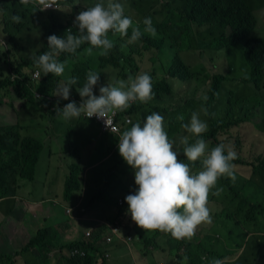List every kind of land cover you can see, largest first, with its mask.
I'll return each mask as SVG.
<instances>
[{
  "label": "trees",
  "instance_id": "trees-1",
  "mask_svg": "<svg viewBox=\"0 0 264 264\" xmlns=\"http://www.w3.org/2000/svg\"><path fill=\"white\" fill-rule=\"evenodd\" d=\"M7 1H1L0 9H6L5 4ZM47 1H54L60 7L67 8L58 11H47L43 10L44 4H41L39 0H32L27 5L16 1V3H11L9 12L3 15V18L0 17V37H2V41L5 43V47L0 49V90L14 91L18 98L23 101L22 108L25 110V113L30 118L37 120L45 116L57 117L54 111L57 101H59V106L63 108L65 104L75 100V98H72L75 97V94L71 93L69 100L58 99L50 101L53 100L52 94L58 83L53 74L50 73L44 76L43 72L35 67L32 57L34 55L39 56L50 50L47 40L50 35L65 38L68 29L72 30V34L79 35V29L74 23L76 15L80 11L101 2V0ZM118 1L116 0V2ZM125 1L132 6H135L136 3L140 6H144L145 4V0ZM103 2L105 5L107 4V0H103ZM169 8H174V11L170 13ZM263 8L264 0H157V12L153 14L145 12L141 16L143 19H139V23L145 26L143 20L146 17L151 18L152 25L156 29L157 38L153 39L141 36L138 40L130 42L132 32L128 31L127 36H122V38H128V40L123 41L118 38L114 39L113 37L118 33L109 31L108 38L114 42V47L107 56L97 55L99 49H93L91 55L86 54L85 49L91 47V45L85 43L77 49L75 54L60 53L56 59L60 62L67 61L65 71H69V78H78L77 85H72L71 88L74 92H77L76 89L83 86L86 75L90 70L100 74L99 84L94 89L106 86L107 79L111 78L114 74L126 79L131 73L140 72L139 65L135 64L133 57L134 53L140 49L138 46L140 44H144L142 48L146 50L151 48L161 50L167 46L173 49L172 44H174L176 47L175 54L173 59L171 58L170 63H168V66H165V78L162 79L160 75L159 78L162 79L160 81V79H156L157 75L155 72H153L152 76L150 75L152 78V90L165 94L173 92L176 84L190 83L194 79L190 67L180 56L182 52L181 45L183 43L188 45L189 48L190 45H192V48H200L199 50L203 54H206L209 49H213L215 54L226 52L229 55L231 49L238 48L243 56L249 57L248 65L252 72L247 83L254 85L255 90L253 92L257 96L259 95L258 90L264 86V38L255 36L253 33L259 23L255 11ZM14 15L21 17L20 23L12 21L11 17ZM129 16L136 19L139 17L132 14ZM34 27H41L44 32L42 47L36 50L31 48L32 39L29 35ZM199 34H203L204 41L198 39ZM187 39L189 42H187ZM210 58L211 60L214 59ZM36 70L39 71V77L38 81L34 82L33 74ZM208 79V82L211 83L210 90L208 95L205 96L207 99L199 97L200 103H204L205 101L207 104H210L211 101L219 97L226 83L224 75L215 74ZM259 103L255 101L251 105L250 110H245L243 107L240 108L239 112L242 114H240L236 124L229 123L228 119L214 120L212 122V130L205 134L206 139L219 141L218 136L220 133H227L232 127L238 126L245 121H250L251 118L256 116V111L260 107ZM131 107H134V105ZM126 111L128 109L119 111L117 122L120 124L126 123V118L124 117ZM230 111H228V114H230ZM132 113L130 111L126 114L128 116ZM82 117L85 121L98 125L101 129L100 124L94 119ZM72 121L73 119L66 120L63 126L72 127L74 125ZM21 129L19 123L16 125L0 126V201L15 196L22 180L34 181L44 149V145L37 139L22 136ZM121 130L123 129L121 128ZM105 134L115 136L117 140L119 138L118 135L110 132H106ZM236 154L237 158L232 163H236L237 165L244 164L250 167L252 175L250 182L254 185L253 197L249 199L246 196H242L236 202V207L251 205L252 222H256L255 213L264 214V204L257 202L258 196L255 192V187H259L261 181L264 180L263 153L256 158V163L254 162L255 160L245 162V158L244 160L241 159L244 157L242 153ZM181 157H185L183 152L181 153ZM71 170L74 176V173L78 170V166H73ZM217 182L216 189H224L222 184H227L229 191L236 189V185L233 188L231 179L227 176L219 178ZM75 187L73 178H69L66 188L67 197L72 195L71 190ZM239 195V193H236L234 200L237 201ZM218 219L219 215L215 212L212 217L213 223L218 224ZM258 233H253L249 244V248L256 259H245V263L259 264L258 258L260 257V252H263L264 247V235H259ZM54 234L55 232L50 227L40 229L31 238L23 251L30 249L37 251L41 256L35 263H45L50 259L49 254L53 251L54 247H57L52 244V239L55 242L57 241ZM257 239H261V242H258ZM192 244L193 242L186 245V240L184 239L183 246L188 253L187 263L197 264L194 260V253L200 250L201 247L198 246L194 250L192 249ZM178 247H180V243H178ZM75 248L86 250L88 252L87 257H71L69 252ZM59 251L62 253L66 251L65 259L69 264H96L94 257L91 255L95 251L94 242L92 241L76 244H60ZM228 256V253L221 250H216L214 253V257L219 259ZM262 264L264 263L262 262Z\"/></svg>",
  "mask_w": 264,
  "mask_h": 264
},
{
  "label": "crops",
  "instance_id": "crops-1",
  "mask_svg": "<svg viewBox=\"0 0 264 264\" xmlns=\"http://www.w3.org/2000/svg\"><path fill=\"white\" fill-rule=\"evenodd\" d=\"M255 12L264 15V8ZM261 29L264 30V28ZM152 74L154 73L149 75L152 76ZM69 75V71H64L62 76H55V80L58 84L65 82L69 79ZM132 76L135 77L136 74ZM164 78L165 75L162 79ZM118 80L126 81L127 78L114 74L107 79L106 83L108 84L109 81L114 83ZM260 90L261 88L258 93ZM71 93L75 94V97H72L75 100L80 98L78 92L71 89ZM94 94L99 96V89H94ZM52 99L50 101L61 98L53 95ZM185 101V93L179 96L174 91L164 94L153 90V98L149 102H133L131 106L134 105V107L130 106L124 113V117L130 118L131 122L130 124L121 123L122 131L130 129L137 122L143 123L146 116L152 113L146 112L145 106L157 102L164 106L162 110L156 108L155 112L164 117V127L169 139L173 141V128L179 127L182 133H178L176 140H180L184 136L182 125L185 124L187 110L183 107ZM259 109L262 110V107L260 106ZM259 109L250 121L240 124H264V115H258ZM130 111L133 113L127 116L126 113ZM181 114L184 116L183 121L177 119V116ZM82 116L73 118L74 125L67 132L58 134L51 132L50 135L46 134L43 141L39 140L44 145L46 166L43 173L45 175L36 188L28 192V195L36 191L41 196L40 201H28L25 195L21 194L26 180L20 182L15 196L0 201V264H36V260L41 255L37 251L34 253L33 249L25 251L23 249L36 232L44 227H50L57 232V241L52 239V244L57 247H54L49 254L50 259L43 264H67L66 251L60 252L59 245L88 241L94 242L95 251L91 255L96 264H188V253L183 246L184 239L177 240L169 233L160 231H144L131 219L130 214H126L128 205L125 197L137 188L134 170L119 154L116 137L105 134L98 125L85 121ZM255 118L257 121H254ZM239 126L232 128L238 129ZM60 140L63 142L62 147ZM230 142L211 140L208 150L220 143L229 144ZM55 146L59 152H56ZM226 148L229 147L226 146ZM181 150L182 153L183 149ZM181 153L178 154V158L189 164L193 173L201 170L200 160L188 161L185 157H181ZM242 154L247 157L248 153L242 152ZM39 166L40 162L34 181L29 182H36ZM73 166H78L74 176L71 170ZM69 178H73V184L76 187L71 190L72 195L67 197L66 188ZM239 185L244 187L245 183ZM215 191L216 187L212 189L213 193ZM226 192L233 191L223 190L221 194ZM238 193L241 195V192ZM219 196L210 193L208 202L211 219L216 212L219 215L217 220L219 223L214 224L212 220L210 224H201L191 239L185 238L186 245L193 242L192 249L201 247L194 253L197 264H211L214 259H219L214 257L216 250L229 254L228 257L220 259L224 264H250L245 263L244 260L256 259L249 248L253 235L249 228L252 222L251 205L236 207L235 197L229 199L227 203H222L218 200ZM60 198L62 201L59 200ZM50 200H54L55 209L47 205ZM58 204L62 205L65 213L61 214ZM5 205L6 209L3 208ZM14 210L17 211L18 217L12 218ZM225 212L227 216L223 218L222 215ZM27 214H30V218ZM240 214L243 218L238 221V224L244 226L237 235L238 240L223 239L221 230L227 228L229 216ZM114 226L119 228V233L113 232ZM23 234L27 237L26 241ZM258 234L264 235V232L260 231ZM12 237L20 238L19 242L11 243ZM107 238H111V241L107 242ZM257 241L261 242V239ZM105 254H108V258L104 257ZM155 256L157 258L152 260L151 257ZM185 257L187 260L184 259ZM258 259L259 264L264 263V247Z\"/></svg>",
  "mask_w": 264,
  "mask_h": 264
},
{
  "label": "clouds",
  "instance_id": "clouds-1",
  "mask_svg": "<svg viewBox=\"0 0 264 264\" xmlns=\"http://www.w3.org/2000/svg\"><path fill=\"white\" fill-rule=\"evenodd\" d=\"M27 5L32 0H20ZM44 4L43 10L50 11L49 7L55 4L58 11L63 9L54 1L39 0ZM53 3V4H52ZM14 23H20L21 17L12 16ZM75 26L79 35L72 34L68 29L66 37L50 35L48 40L49 51L33 56V62L44 76L53 74L62 76L67 61L60 62L56 57L60 53L75 54L82 44L88 43L91 47L85 49L91 55L93 49H99L97 55L107 56L114 47V42L108 38L109 31L127 36L132 28L130 42L138 40L142 32L138 26L133 27V20L125 15L124 7L116 0H101L94 6L80 11L75 17ZM144 32L156 35L150 17L143 20ZM35 73V72H34ZM39 75V72L37 73ZM37 82L38 80H34ZM100 74L88 71L82 87L76 90L80 99L72 100L63 108L59 101L55 106V114L63 120H71L86 115L87 118L96 117L104 121L105 126L115 132L109 114L115 111L127 110L133 102L147 103L153 98L152 78L146 72L135 77L129 75L127 80L109 81L106 86L99 87V96L94 94V88L99 84ZM78 78H69L66 82L57 84L52 95L63 100H69L72 85H77ZM205 99H207L205 97ZM82 102L77 105L75 101ZM201 112L209 115L206 108L193 111L190 121L182 127L187 133L200 137L207 131L208 124L200 118ZM211 115H215L212 113ZM177 119L184 120L178 115ZM105 133V132H104ZM118 138V149L121 157L134 170L135 191L125 197L128 205L127 213L131 219L144 231H160L169 233L174 239H191L198 226L212 222L208 207L209 195L219 196L223 191L216 187L217 181L227 176L235 181V165L232 163L237 154L231 148L226 151L223 143L208 150L206 141L198 138L189 143L187 136L180 138L183 145V155L188 161H201L202 168L193 173L189 164L178 158L174 150V141L170 140L164 127V117L157 112L147 115L143 123L137 122L130 129L122 131ZM226 153V154H225ZM202 158V159H201ZM118 228L117 226L112 227ZM120 232L118 228V233ZM187 260V257L184 258ZM211 264H224L220 259H214Z\"/></svg>",
  "mask_w": 264,
  "mask_h": 264
},
{
  "label": "rangeland",
  "instance_id": "rangeland-1",
  "mask_svg": "<svg viewBox=\"0 0 264 264\" xmlns=\"http://www.w3.org/2000/svg\"><path fill=\"white\" fill-rule=\"evenodd\" d=\"M16 1L19 2L20 0H8L5 4L6 9H0V17L3 18V15L7 14L9 12V9H11V3H16ZM119 3L123 5L125 15L129 16L132 14L134 16H139L138 19L132 17L131 18L133 20V27L138 26L140 28L142 37L153 39L158 37L157 35L153 36L150 33L144 32L145 26H142L139 23V19H143L141 16L145 12H149L150 14L157 12V0H145L144 6H140L137 3L135 6H132L125 0H119ZM173 11L174 8H169L170 13H172ZM164 13L167 14L166 12ZM256 16L259 20V23L253 34L258 37H264V30L261 29L264 28V15L261 13H257ZM128 31L132 32V28H129ZM43 34L44 32L41 27L32 28V32L29 33L32 39L31 48L36 50L42 47V41H44ZM113 38H118L123 41L128 40V38H122L120 34H115ZM198 39L204 41L203 34H199ZM187 42H189L188 39ZM172 45L173 49L170 46H167L166 48L161 50H157L155 48L146 50L142 48V46L144 47V44L138 45L140 49L134 53L133 57L135 59V64L139 65L140 72H134L131 73V75H137L141 72H146L148 74L155 72L157 75L156 79H160V75L163 77L165 74L164 69L168 66V63H170L171 58L173 59L175 54L176 47L174 44ZM2 47H5V43L2 41V37H0V49ZM181 49L182 52L180 56H182V58L185 60V63L190 67V70L194 75V79L190 81V83L176 84L174 86V92H176L179 96H183V94L185 93L186 101L183 105L184 110L187 109L186 113L184 112L186 116L185 124L190 121L193 111H199L203 107L206 108L209 112L208 116H205L203 112H201L200 118L207 122L208 128L207 131L202 133L200 137H196L192 134L187 133L183 128L184 136H187L188 139H190L189 143H194L196 139L202 138L206 141L207 145L210 146L211 140H206L205 134L212 130L211 123L214 120L228 119L229 123L236 124V121H238L240 114H242L241 112H239L240 108L243 107L245 110H250L251 105L255 101L257 103L260 102L258 105L262 107V110L259 109L258 115H264V87L261 88L259 95L256 96L254 94V85L251 83H247L252 72L250 66L248 65L249 57L243 56L238 48L231 49L229 55H227L226 52L215 54V51L213 49H209L206 54H203L199 50L200 48H192V45H190L189 48L188 45L184 43L181 45ZM210 57L214 59L211 60ZM212 73L217 75H224L226 77V83L224 84L219 97L211 101L210 104H207L205 101L204 103H200V98L208 95L211 84L210 82H208V78L213 75ZM22 103L23 101L18 98L14 91L0 90V125H16L19 123L22 128V136L32 137L34 139H37L38 141H43L46 134L50 135L51 132L57 134L61 132H67L70 128L63 126L66 120L58 117L45 116L39 120L30 118L22 108ZM156 108L162 110L164 109V106L161 103L157 102L145 106L146 112H155ZM229 110H231L229 112L230 114H228ZM245 112L248 114L247 111ZM212 113H214L215 115H211ZM254 121H257V118H255ZM239 125L240 126L238 127V129L231 128L227 133H220L218 139L229 142L233 141L225 145L234 150L236 153H248L247 157L241 158L242 160H244L245 158V162H249V160H255L254 162L256 163V158L261 152H263L264 158V124L247 123L245 125ZM178 133H182L181 130L179 129V127H174L172 132V135L174 137V150L177 151L178 154H180L182 151L181 149H183V145L180 144V140H176V136L178 135ZM60 146H63L62 140H60ZM55 148L56 152H59L57 146H55ZM43 151L40 157V166L38 168L36 182L31 183L29 181H26L25 187L21 191V194L25 195L28 201H40L41 199V196L36 191L30 195H28V192L36 188L38 182L44 179L45 174L43 173V169L46 166V163L45 152ZM234 165V175L236 176V179L235 181L231 179V185L233 186V188L236 185V189L232 190L233 192L230 193H223L222 196L218 198V200L222 203H227V201L234 198L235 194L238 192H241V195H239V199L235 201V204L242 198V195L246 196L249 199L253 197L254 185L250 182L252 178L251 168L244 164L237 165L236 163H234ZM240 183H245V186L241 187L239 185ZM222 187L224 188L223 190H228L227 184H222ZM255 192L258 196L257 202L259 204H264V180L261 181L259 187H255ZM59 200L62 201V198H60ZM47 205L49 207H53L54 200H50ZM57 207L60 210L61 214L65 213V210L63 211L61 204H58ZM210 207H212V205ZM3 208L6 209V205ZM53 208L55 209V207ZM14 216L18 217L16 210L12 212L11 217L15 218ZM222 216L223 218L226 217L227 212H225ZM254 216L256 218V222L250 223V230L252 231V233H258L260 230L263 232L264 214L255 213ZM27 217L30 218V214H27ZM242 218V214L238 216H229L227 228L221 230L223 239L230 238L231 241L238 240L237 235L244 226L243 224H238V221H240ZM48 224L50 225L49 222ZM53 231L55 232L54 237L57 238V232L55 230ZM228 231L230 232L229 234ZM22 236L26 241V235L23 234ZM19 240L20 238L18 237H12L10 239V242L18 243ZM34 253L37 252L34 251ZM154 258L157 257H151L152 260ZM67 264L69 263L67 262Z\"/></svg>",
  "mask_w": 264,
  "mask_h": 264
},
{
  "label": "built area",
  "instance_id": "built-area-1",
  "mask_svg": "<svg viewBox=\"0 0 264 264\" xmlns=\"http://www.w3.org/2000/svg\"><path fill=\"white\" fill-rule=\"evenodd\" d=\"M53 4V3H52ZM50 9H52V10H56L57 9V6L55 5V4H53V6H51V7H49ZM39 71L38 70H36L35 71V73L33 74V79L34 80H38V77H39V75H37V73H38ZM77 102V104L79 105L82 101H76ZM118 116H119V113H118V111H115V113L114 114H109V118H110V120L112 121V126L116 129V131L115 132H113V134H116V135H120V134H122L121 133V124L119 123V122H117V118H118ZM84 117H86L87 118V116L86 115H84ZM90 119H94L96 122H98L99 124H100V126H101V130L103 131V132H110V133H112L111 132V129L110 128H108V127H106L105 126V123H104V121L103 120H101V119H97L96 117H92V118H90ZM126 124H130V122H131V119L130 118H126ZM113 232H115V233H118V228H114L113 229ZM87 236H89V234H87ZM106 241L107 242H110L111 241V238H107L106 239ZM69 255L72 257V256H75V257H87V255H88V252L86 251V250H82V249H78V248H75V249H72L70 252H69ZM104 257H106V258H108V254H105L104 255Z\"/></svg>",
  "mask_w": 264,
  "mask_h": 264
}]
</instances>
